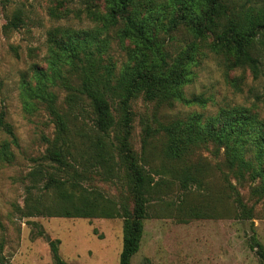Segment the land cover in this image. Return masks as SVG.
<instances>
[{"label": "rangeland", "instance_id": "374dc122", "mask_svg": "<svg viewBox=\"0 0 264 264\" xmlns=\"http://www.w3.org/2000/svg\"><path fill=\"white\" fill-rule=\"evenodd\" d=\"M262 1L229 0L231 17L239 20ZM95 5L101 6V0H0V148L6 146L12 156L8 160L0 157V264H53L50 243L56 244L59 257L68 264H118L122 219L28 216L30 206L52 203L53 196L44 187L49 175L60 177L56 175L60 166L49 155L55 136L53 119L44 104L29 97L28 90L36 86L37 73L50 74L49 63L62 32L77 35L92 28L87 13ZM13 16L21 20L17 28L9 25ZM256 35L251 51L258 60L254 73L248 66L232 67L233 57L212 51L214 37L209 34L204 40L183 28L173 34L166 47L172 58L192 42L198 48L190 67L191 81L183 88L185 98L202 96L207 102L203 106L189 102L157 106L141 97L133 100L126 143L137 160L142 155L146 124L155 128L158 122L198 113L209 118L221 107L242 106L256 113L264 126V39ZM128 48L126 42L120 46L116 39L112 41L108 55L116 71L126 61ZM65 71L66 84L74 87V74ZM46 84L55 96L57 111H70V87L59 81ZM111 110L118 122L121 112L116 105ZM74 115H78L75 125L87 134L92 120L89 106L84 104ZM118 129L111 136L118 135ZM159 145L155 136L147 149V162L153 166H158L154 158ZM80 147L76 142L60 150L69 162L66 148L74 154V148L81 151ZM215 149L208 143L191 156L192 162L198 159L206 169L201 185L182 188L173 171H180L183 164L161 163L166 187L151 198L139 249L130 264H261L250 245L253 239L264 246V199L250 196L253 183L248 178L239 181L230 173L223 150ZM75 166L79 173L86 167L74 163L69 171ZM115 169L109 180L87 169L73 182L131 208L129 173L119 160ZM224 178L252 208L250 218L237 217Z\"/></svg>", "mask_w": 264, "mask_h": 264}, {"label": "trees", "instance_id": "16d2710c", "mask_svg": "<svg viewBox=\"0 0 264 264\" xmlns=\"http://www.w3.org/2000/svg\"><path fill=\"white\" fill-rule=\"evenodd\" d=\"M229 10V0H101V6H92L87 13L93 24L89 31L77 35L61 31L62 39L57 42V52L49 63L50 74L37 73L36 86L28 90L29 97L44 104L53 119L55 136L49 155L60 166L56 174L60 177L49 175L44 187L53 196L52 203L30 206L28 216L120 218L122 247L118 264H130L139 249L151 198L166 187L163 177L166 170L161 163L183 164L180 171H173L182 188L201 185L206 169L198 159L192 162L191 156L208 143L215 146L216 152L223 150L225 167L239 181L248 178L253 183L250 196L264 199V126L251 109L221 107L209 118L198 113L182 120L158 122L155 128L146 124L139 160L126 143L130 106L136 98L155 102L157 106L175 102L203 106L207 102L202 96L188 100L183 91L191 81L190 67L198 52L196 44L192 42L180 49L173 58L166 49L173 34L181 28L199 40H204L208 34L213 36L212 51L226 58L233 57L232 67L248 66L257 73L258 60L251 51L257 33L264 39V0L259 8L239 20L233 19ZM20 21L18 16H13L9 25L17 28ZM114 39L120 46L125 42L129 45L126 61L118 71L108 55ZM64 68L65 72L74 74V87L66 84ZM57 81L72 91L68 95L70 111H57L55 96L47 90L46 82L56 85ZM84 104L91 109V128L87 134L75 125L78 115L74 114L82 110ZM113 105L121 112L118 122L112 114ZM117 129L118 135L111 136ZM120 131H125V135L121 136ZM155 136L160 143L154 158L158 166L147 162V149ZM76 142L81 151L74 148L71 154L66 148V154L71 156L72 164L86 165L80 173L74 170L76 166L69 171L72 164L64 159L60 150L67 144L73 147ZM0 157L11 159L6 146L0 148ZM118 160L131 179V208L118 205L99 191L74 184L73 178L83 177L87 169H94L104 180H109L116 173ZM224 180L232 191L237 217L250 218L252 208L247 207L233 185ZM251 240V249L264 264V246ZM50 246L53 264H68L59 257L56 244L50 243Z\"/></svg>", "mask_w": 264, "mask_h": 264}]
</instances>
